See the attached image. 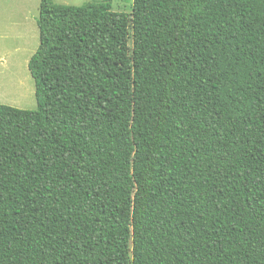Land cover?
<instances>
[{
  "label": "trees",
  "instance_id": "trees-1",
  "mask_svg": "<svg viewBox=\"0 0 264 264\" xmlns=\"http://www.w3.org/2000/svg\"><path fill=\"white\" fill-rule=\"evenodd\" d=\"M112 2H41L0 264H264V0Z\"/></svg>",
  "mask_w": 264,
  "mask_h": 264
},
{
  "label": "rangeland",
  "instance_id": "rangeland-1",
  "mask_svg": "<svg viewBox=\"0 0 264 264\" xmlns=\"http://www.w3.org/2000/svg\"><path fill=\"white\" fill-rule=\"evenodd\" d=\"M96 0H53L82 6ZM42 0H0V104L37 109L35 81L28 63L40 42ZM134 0H113V10L132 12Z\"/></svg>",
  "mask_w": 264,
  "mask_h": 264
}]
</instances>
